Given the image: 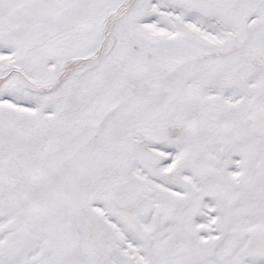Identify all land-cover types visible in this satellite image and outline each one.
<instances>
[{
	"label": "snow or ice",
	"instance_id": "snow-or-ice-1",
	"mask_svg": "<svg viewBox=\"0 0 264 264\" xmlns=\"http://www.w3.org/2000/svg\"><path fill=\"white\" fill-rule=\"evenodd\" d=\"M0 264H264V0H0Z\"/></svg>",
	"mask_w": 264,
	"mask_h": 264
}]
</instances>
